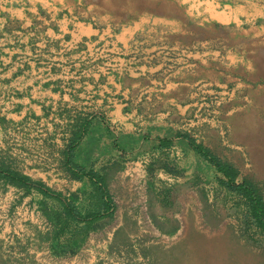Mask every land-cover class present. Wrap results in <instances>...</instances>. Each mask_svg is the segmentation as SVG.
I'll return each instance as SVG.
<instances>
[{"label": "rangeland", "instance_id": "rangeland-1", "mask_svg": "<svg viewBox=\"0 0 264 264\" xmlns=\"http://www.w3.org/2000/svg\"><path fill=\"white\" fill-rule=\"evenodd\" d=\"M248 52L218 84L196 87L193 112L155 133L190 135L264 195V46L254 57ZM35 120L10 121L0 110V166L61 199L0 177V264H264V235L242 198L187 143L141 150L140 140L123 139L111 121L102 143L91 141L88 128L74 161L105 177L107 210L96 185L74 178L66 164L79 124ZM68 203L82 217L103 216L72 218Z\"/></svg>", "mask_w": 264, "mask_h": 264}, {"label": "crops", "instance_id": "crops-1", "mask_svg": "<svg viewBox=\"0 0 264 264\" xmlns=\"http://www.w3.org/2000/svg\"><path fill=\"white\" fill-rule=\"evenodd\" d=\"M263 46L264 0H0V110L97 143L111 121L141 150L189 146L155 132Z\"/></svg>", "mask_w": 264, "mask_h": 264}, {"label": "trees", "instance_id": "trees-1", "mask_svg": "<svg viewBox=\"0 0 264 264\" xmlns=\"http://www.w3.org/2000/svg\"><path fill=\"white\" fill-rule=\"evenodd\" d=\"M88 127L84 125L82 130L77 134V137L71 141L68 145L65 156H66V164L68 169L72 172L74 178L77 179H86L89 182L96 185L98 190L101 192L104 200L106 209H111V196L109 190L107 188L106 179L103 175L98 173L93 169H88L74 161V153L76 152L80 142L83 139V135L87 133ZM145 138L149 139L150 135L146 134ZM181 138L186 140L189 143V146L193 151H195L198 155L203 157L206 161L212 164L217 172L220 174L218 180L223 187H226L230 191L238 194L244 204L248 208V213L250 218L256 224L257 228L264 235V195L258 189V187L251 181L247 179H243L240 177L239 171L236 167L224 162L218 156L211 152L209 148L205 145L198 143L194 138H192L188 134L177 133L173 138H164L160 137L161 145L164 147H169L174 145L175 139ZM119 152L122 155H127V152L123 149L118 148ZM0 177L5 178L12 183L19 185L25 188L36 187L39 191L48 196H53L57 199H61V194L52 191L41 183L33 182L29 177L21 175L20 173L10 170L4 169L0 166ZM65 211L68 216L84 220V221H94L103 216L102 213L89 214L86 217H82L79 211L77 210L74 204H66Z\"/></svg>", "mask_w": 264, "mask_h": 264}]
</instances>
